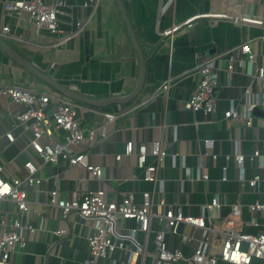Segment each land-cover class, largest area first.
Masks as SVG:
<instances>
[{
  "label": "crops",
  "instance_id": "0c3cea01",
  "mask_svg": "<svg viewBox=\"0 0 264 264\" xmlns=\"http://www.w3.org/2000/svg\"><path fill=\"white\" fill-rule=\"evenodd\" d=\"M12 1L15 0H0V25L10 31L2 40L41 74L92 101L122 98L135 89L140 62L115 0H62L58 24L61 35L68 38L60 44L56 36L37 32L26 14L6 16L3 4ZM121 1L145 60L142 88L126 104L96 107L73 100L79 106L77 116L82 125L97 132L102 128L106 131L102 140L99 135L91 140L86 138L74 148L87 157L90 165L102 168L101 179L62 161L43 164L27 146L30 133L20 127L14 130L15 141L8 143L4 134L23 107L0 96L2 176L22 179L24 163L30 160L38 168L35 176L41 179L39 186L22 184L28 200L25 213L20 214L8 202L0 206L1 218L8 220L11 215L35 230H23L24 246L11 255L13 264H129L128 249L132 244L126 237L137 227L136 223L119 221L116 240L125 238L123 247L115 249L108 258L95 260L86 242L89 222L74 212L64 218L58 208L49 207L48 193L54 189L65 200L74 193L80 198L88 191L101 189L108 201L120 202L132 193L138 205L142 193L147 192L152 194L153 211L162 199L166 206L179 209L184 215L204 216L213 230V239L218 241L231 206L239 204L235 230L251 235L261 230L264 218L251 212L249 206L264 200V163L258 167L248 158L256 150L264 154V131L256 127V120L252 127H247L242 121L225 119L223 113L231 105L236 109L240 106L246 87L255 88L252 76L264 64V44L258 41L264 37V28L248 21L241 23L240 19L224 20L208 15L225 13L231 8L237 18L264 24V0ZM78 23L82 24L81 30ZM173 28L178 29L172 31ZM167 31L172 32L166 35ZM242 44H248L255 55L253 63L238 53ZM231 57L232 73L226 69ZM209 59L215 61L219 81L216 111L207 115L185 110L184 102L196 89L193 71ZM167 82L170 85L167 94L161 93V86ZM8 84L36 92L55 90L0 50V85ZM101 113L120 115L113 123L104 125ZM53 137L63 141L60 133H54ZM205 140H210L211 145L206 147ZM129 141L135 150L139 145L150 150L153 143L160 142L166 155L157 168L156 182L143 180L135 154H123ZM238 151L245 157V178L260 179L253 190L237 181L233 157ZM116 156H120L119 160ZM154 161L150 155L145 158L146 165H153ZM201 172L207 174V180L198 176ZM214 197L220 207L209 210L205 206ZM59 229L66 230L68 235L57 237L54 232ZM158 231L165 230L153 220L147 233H135L134 241L143 251L131 264H155L154 236ZM201 240V229L187 224H181L176 235L164 232L167 249L178 250L184 256H191ZM218 244L212 243L211 254L218 253ZM216 264L231 263L218 260ZM250 264L263 262L253 259Z\"/></svg>",
  "mask_w": 264,
  "mask_h": 264
},
{
  "label": "built area",
  "instance_id": "2783aa9c",
  "mask_svg": "<svg viewBox=\"0 0 264 264\" xmlns=\"http://www.w3.org/2000/svg\"><path fill=\"white\" fill-rule=\"evenodd\" d=\"M63 6L62 0H50L45 3L42 0L21 1L15 0L3 4V12L6 16H21L26 14L28 19L35 25L37 32L44 31L56 36L57 44L65 41L68 36L61 35L58 24V16L61 14ZM213 18L224 20H237L241 23L247 21L255 26L264 28V24L256 20L237 18V14L231 8L225 13L208 15ZM207 15L205 17H208ZM240 17V16H239ZM243 19V20H242ZM78 30L82 29V24L78 23ZM178 28H173L175 31ZM172 31L165 32L166 35ZM9 28L0 25V38L9 35ZM264 44V37L258 40ZM241 56H247L249 63H253L255 55L252 54L248 44H242L238 48ZM227 71L233 72L232 57L228 60ZM196 78V89L193 94L184 102L185 110L212 114L216 111V88L219 84L217 67L213 59H209L196 67L193 71ZM255 88L248 86L243 91V100L236 109L232 105L223 113V117L229 120H239L247 127L253 126L256 120V127L264 131V64L257 67L253 74ZM169 83L161 86V93L167 94ZM0 96L8 98L11 102L22 106L23 111L16 115L9 123L4 138L8 143L15 141L14 130L22 128L23 131L30 133V140L27 146L32 149L34 154L40 158L43 164H56L60 161L70 166L83 168L87 173L96 179H101L102 168L89 164L87 157L77 153L74 148L81 144L86 138L93 139L97 135L101 140L105 137L106 131L102 128L99 132L95 128L82 125L78 119L79 106L68 96L56 91L46 90L36 92L32 89L24 88L16 84L0 85ZM258 111L263 116L256 117L254 112ZM120 115V113H119ZM119 115L114 113H101L104 125L113 123ZM54 133H60L63 141H58L53 137ZM210 140H205L204 145L210 146ZM123 154L130 156L135 154L137 168L142 172V178L146 182H156V172L159 164L163 161L166 153L161 147L160 142L152 144L148 150L146 146L135 147L133 142L125 143ZM154 158V164L146 165V156ZM120 156H116L119 160ZM215 158V156H213ZM234 158L237 170V181L241 186H246L251 190L255 189L259 183V177L255 176L249 180L245 178L244 160L245 157L238 151ZM229 159V157H226ZM249 161L256 162L258 167L264 163V154L258 150L249 156ZM25 174L22 179L12 177L6 179L2 176L4 168L0 164V206L3 202H8L16 208L20 214L28 209L27 191L22 187L26 183L29 187L39 186L41 179L35 174L38 168L27 160L24 163ZM198 176L202 180H207V174L201 172ZM222 180H225L223 177ZM47 204L49 207L58 208L62 216L66 218L71 212L76 213L81 219L89 222V233L86 242L90 256L97 259L108 258L115 249L122 248L125 238L117 242L116 228L119 221L133 220L136 228L130 230L126 241H130L132 246L128 249L127 262L132 263L134 257L142 253V247L134 241L137 231L147 233L150 223L156 220L157 224L165 231L176 235L181 224H187L202 231V240L191 256H184L180 251L167 249L164 242V232L158 231L154 236L155 245V264H216L218 260L231 264H250L253 259L260 260L264 264V222L261 230L256 235L239 233L235 230V223L240 215V205L231 206L229 215L224 220L223 229L220 232L219 241L213 239V230L206 224L202 215H184L179 209L166 206L160 199L157 210L153 211L152 194L142 193L141 203L134 202L132 193H128L120 202L108 201L103 190L88 191L80 198L74 193L70 199H62L56 189L48 193ZM207 209H219L220 203L214 197ZM251 212H257L264 218V200L255 202L249 206ZM8 220L0 217V264H13L11 255L17 248L24 246L23 230L29 232L35 230L29 224H21L19 220L11 215ZM57 237H65L66 230L59 229L54 232ZM216 236L218 234H215ZM218 237V236H217ZM183 240L186 238H182ZM116 240V241H115ZM219 243L217 254H211L212 243ZM90 264V262H89Z\"/></svg>",
  "mask_w": 264,
  "mask_h": 264
},
{
  "label": "water",
  "instance_id": "95a60500",
  "mask_svg": "<svg viewBox=\"0 0 264 264\" xmlns=\"http://www.w3.org/2000/svg\"><path fill=\"white\" fill-rule=\"evenodd\" d=\"M116 4L118 6V9L120 11V14L124 20L127 32L129 34L130 40L132 42V45L134 47V49L137 52L138 55V59L140 62V75L138 77L137 80V84L135 86V89L127 96L122 97V98H111V99H106V100H102V101H92V100H88L82 96H79L78 94L62 87L60 84H58L56 81L48 78L47 76H44L43 74H41L39 71H37L31 64H29L27 61H25L18 53H16L5 41H3L0 38V50L11 60L13 61L15 64L19 65L21 68L25 69L27 72H29L30 74L36 76L37 78H39L40 80H42L44 83L48 84L49 86H51L53 89H55L56 91L68 96L69 98H71L72 100H75L77 102H82V103H86V104H90L96 107H101L104 104H126L127 102L133 100L138 93L140 92L141 88H142V84H143V80H144V71H145V60L143 59V56L141 54L140 48L137 44V40L136 37L134 35L133 29L131 27V24L129 22V19L127 17V14L125 13L123 4L121 0H115ZM254 115L257 116H263L260 112L255 111Z\"/></svg>",
  "mask_w": 264,
  "mask_h": 264
}]
</instances>
